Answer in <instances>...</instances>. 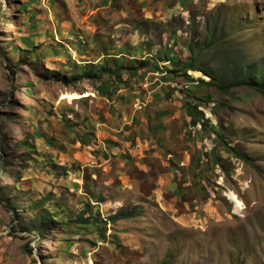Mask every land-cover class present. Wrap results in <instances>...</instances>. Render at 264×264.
<instances>
[{
  "label": "rangeland",
  "instance_id": "1",
  "mask_svg": "<svg viewBox=\"0 0 264 264\" xmlns=\"http://www.w3.org/2000/svg\"><path fill=\"white\" fill-rule=\"evenodd\" d=\"M112 4L95 14L92 0H0V264H264V94L238 86L230 95L198 84L200 108L216 130L224 129L237 155L217 139L204 147L194 131L200 124L172 117L183 100L193 99L185 91L198 83L183 74L170 79L151 66L141 69L144 75L121 99L119 91L107 95L100 81L65 83L57 78L61 71L50 70L123 48L147 58L172 45L171 55L184 60L192 44L203 49L200 59L209 68L224 73L231 54L237 63L264 56V0H174L175 14L164 27L138 21L139 0ZM97 18L106 33L94 29ZM102 34L106 51L92 42ZM186 73L209 80L201 70ZM162 86L170 94L175 88L174 95L148 106ZM147 121L150 132L138 140ZM75 128L93 133L85 142ZM191 154L210 163L198 178L188 167ZM202 185L207 194L196 191ZM34 202L59 220L91 204L101 231L54 223L43 235L35 227L33 233L27 228L39 221L30 219L41 212L32 210ZM127 207L136 215L111 219Z\"/></svg>",
  "mask_w": 264,
  "mask_h": 264
},
{
  "label": "trees",
  "instance_id": "2",
  "mask_svg": "<svg viewBox=\"0 0 264 264\" xmlns=\"http://www.w3.org/2000/svg\"><path fill=\"white\" fill-rule=\"evenodd\" d=\"M92 42L97 43L96 46L100 44L102 51L105 50V47L103 46V43L105 42V39L101 37V39L95 40V37L93 38ZM93 43V44H94ZM167 45V44H166ZM62 46V45H61ZM124 46V45H123ZM186 46L190 50V55L187 56L184 60H180V57L177 56V58H174L172 53V45L169 46L168 51L164 49V46L159 48L154 53H151L150 56L147 58H138L135 56L130 55L129 50L126 48H123V50L117 54H104L101 58L94 59L90 62H84V63H77L74 61L66 62L69 69L58 70L60 68H51L50 70L53 73H59V75H62V77L59 78V76L55 74H51L57 76V78L60 80H63L65 83H67L68 80H76L78 78L82 77H88L95 81H100L102 85L106 87V94L111 96L114 93H117L118 91L121 93L120 97L123 98V89H128L130 87V84L132 83V80H136L139 76H143L144 72H140L141 69H147L149 66H151L152 70H162L166 72V74H169V78H175L177 74H183V76L189 80L190 83H195L196 88L186 90L185 93L189 96H193V99L186 98L182 101V113L180 116V119L183 120V124L185 125H192L196 127L198 124L201 126L197 129H195V133L197 134V137L202 141V145L204 147L209 145L208 140L212 139L215 141L216 139L218 141L221 140V145L225 147V149L230 152L237 155H242L241 152L236 150L235 146H232L229 141L225 139V133L224 129L222 132H219L216 130L206 117V113L203 109H201V98H197L195 96L196 92L199 90V83L206 84L209 86H215L216 89H218L221 92L228 93L231 95V89L238 86H247L249 88H253L256 91L264 94V56H260L256 59H246L243 58L238 63L235 61V56L230 55L227 59V64H225L226 68L230 70H225V72H215L211 68L208 67L207 62L200 59L203 54V49L199 48V46H194L192 44H186ZM35 47V46H34ZM140 47H143L140 46ZM29 50L28 48H26ZM148 49V48H147ZM64 50H67L65 47ZM79 48H76V51L79 52ZM108 50V49H107ZM81 51V50H80ZM106 51V50H105ZM94 52V51H93ZM120 54L127 55V59L125 61H121L119 56ZM33 58L36 60H41L44 57L37 58L33 55ZM159 61H168V63H165V66H159ZM65 63V64H66ZM69 63L71 65H69ZM181 63L183 65L181 66ZM63 64V65H65ZM70 66V67H69ZM10 67V66H9ZM201 70L205 74L209 76V80H203L202 78H194L187 74L186 72L188 70ZM15 73V69L12 70ZM47 75V74H45ZM100 85V87L102 86ZM112 88L113 92H109L107 89ZM176 89H172L171 94L169 93L168 86H162V88L156 90V92L160 95L161 98H167L171 95H174V92ZM193 94V95H192ZM153 102H158L157 98L154 96L149 104ZM214 108H211V112ZM216 111V110H215ZM189 117V119H188ZM158 117L156 118H150L149 121L152 122L153 120L156 121ZM147 121L146 125L147 128L140 126V134L138 135V140L144 141L145 133L146 135L149 134L151 129V123ZM145 124V123H144ZM88 128H93L92 124H89ZM226 130L232 132V129L227 126L225 128ZM78 135L84 139L83 141L87 142L88 139L86 137L87 134L93 133L92 130L86 131V132H79L76 128L74 129ZM59 147V146H58ZM209 152V151H208ZM213 155V153H209ZM214 155L217 158V162L221 163L223 159L217 155V153L214 152ZM202 154L200 155V158L197 159L194 154H191L190 156V162H189V169L191 170V174L193 177L198 178L200 177L201 172L209 171L210 170V163L207 160L206 162L202 163ZM73 171H72V170ZM69 169L70 172H74L75 177H77V171L79 170L77 167H71ZM86 183H88V180L84 181L83 186H86ZM20 187V186H18ZM181 195L185 193V190H180ZM198 193H204L207 194V189L204 185L200 187V189H196ZM194 196V191L188 196L189 199ZM41 202H34L30 204V207H32V210H41L40 213L37 215H34L30 219V221H33L34 223L36 221H39L38 224H33V226L27 228L28 230H31V232H34V229L37 228V231L40 235H43L46 233L54 223H57L58 225H61L62 228L65 230L70 225H73L75 227H78L80 229V232H82L84 229H98L101 231V227L98 224V216H97V207L92 206L91 204H85L82 208H80L76 215L71 217L69 220H66L65 218H62L61 220L58 219V214H53L52 210L48 207L39 206ZM136 215V208L130 207L126 209H121L119 212H117L114 216L111 217L114 221L116 219H123V218H129ZM35 227V228H33ZM31 253V248H30ZM163 264H171L169 260H165Z\"/></svg>",
  "mask_w": 264,
  "mask_h": 264
},
{
  "label": "crops",
  "instance_id": "3",
  "mask_svg": "<svg viewBox=\"0 0 264 264\" xmlns=\"http://www.w3.org/2000/svg\"><path fill=\"white\" fill-rule=\"evenodd\" d=\"M93 1V9H92V13H103L104 11H107L111 5H113V1L114 0H92ZM151 0H139L140 3H142L143 7H142V11H143V14L142 16L140 17V19L138 20L139 22L142 21H153V20H156L157 23H159L161 26H165L163 23L167 20V18L171 17L172 15L175 14V5L172 4L171 7H170V3L173 2L174 3V0H171V1H168L167 4H165V2H159L157 3V7L155 8V5H149V2ZM94 29L98 31H102V33H106V30H105V23H103V20L97 18L96 19V23L93 25ZM104 30V31H103ZM103 35V34H102ZM105 39V37L107 36V34H104L103 35ZM98 39H101V36H96L95 37V40H98ZM86 43V42H85ZM156 91V90H155ZM153 91L152 93V98L155 96L157 98V100L160 97V95ZM178 112L176 113V115L172 116L173 118H175V120L178 119V117L181 115L182 113V110L180 109V112H179V115H178ZM172 117H169V118H166V120L168 119H173ZM161 124L158 125V127H160ZM165 124H162V126H164ZM167 127V125H166ZM176 155V153H175ZM174 156V155H173ZM177 159H178V155L176 156ZM179 160V159H178ZM174 161H176V159L174 158ZM185 161V160H184ZM181 162V163H186V162ZM189 162H190V159H189ZM177 163V162H176ZM176 166H185V164H177ZM180 170V168H179ZM177 193H180L181 194V191L177 188Z\"/></svg>",
  "mask_w": 264,
  "mask_h": 264
}]
</instances>
